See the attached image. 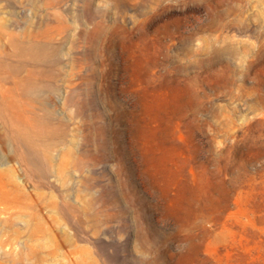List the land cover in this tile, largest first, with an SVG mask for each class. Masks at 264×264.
<instances>
[{
  "label": "rangeland",
  "instance_id": "374dc122",
  "mask_svg": "<svg viewBox=\"0 0 264 264\" xmlns=\"http://www.w3.org/2000/svg\"><path fill=\"white\" fill-rule=\"evenodd\" d=\"M0 49V264H264V0H0Z\"/></svg>",
  "mask_w": 264,
  "mask_h": 264
},
{
  "label": "bare ground",
  "instance_id": "6f19581e",
  "mask_svg": "<svg viewBox=\"0 0 264 264\" xmlns=\"http://www.w3.org/2000/svg\"><path fill=\"white\" fill-rule=\"evenodd\" d=\"M16 37H17V36H16L15 34H11L12 41H13L15 44H16V39H17ZM18 43L21 44V42L18 41L17 44H16L17 46H18ZM1 53H3V50H2V49H0V54H1Z\"/></svg>",
  "mask_w": 264,
  "mask_h": 264
}]
</instances>
